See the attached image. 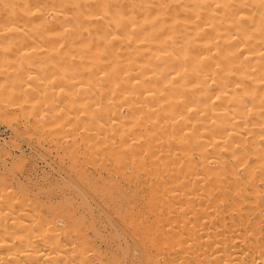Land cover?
<instances>
[{"label":"clouds","instance_id":"clouds-1","mask_svg":"<svg viewBox=\"0 0 264 264\" xmlns=\"http://www.w3.org/2000/svg\"><path fill=\"white\" fill-rule=\"evenodd\" d=\"M0 122L85 176H179L169 188L202 180L207 195L264 203V0H0ZM9 196L0 186V264L63 260L68 246Z\"/></svg>","mask_w":264,"mask_h":264},{"label":"bare ground","instance_id":"bare-ground-1","mask_svg":"<svg viewBox=\"0 0 264 264\" xmlns=\"http://www.w3.org/2000/svg\"><path fill=\"white\" fill-rule=\"evenodd\" d=\"M42 2L36 0V4ZM9 128L15 129L12 125ZM2 161L0 166L4 169L1 175L9 176L12 182L21 184L25 175H31L23 166L16 163L7 166ZM92 168L94 181L102 177L101 171L109 174L111 169ZM73 174L80 182L84 178L76 172ZM205 174L206 171L201 173ZM119 175L124 178L126 174ZM138 179L135 175L133 182L136 183ZM179 179L177 176L167 181L153 180L148 174L147 184L142 188L143 197L129 198L124 203H118L114 197L109 198L113 203H105L107 188L104 185L96 188L99 204L110 206L106 213L125 214L123 209L132 208L131 216L117 222L111 221L115 232L103 230L105 224L102 217L92 211L87 212L90 206L86 203H75L72 207L68 206L72 199L44 203L48 199L65 196L70 190L65 184L58 188L51 186L43 191L42 196L32 200L21 196L33 188L30 181L20 185L16 191L7 189L6 184L4 188L10 192L8 200L20 197L22 202H29L31 209L39 212L41 226L48 227L53 236L61 238L62 243L68 246L67 254H62L63 260L56 261V264H95L94 259L84 261L83 248H76L77 244L89 245L94 256L103 255L108 264H151L153 258L162 264H264V203L251 197L244 202L243 198L237 199L229 192L207 195L212 185L209 183L202 190V180H195V187L188 183L174 189L168 187ZM36 185L43 188L48 184L37 182ZM198 193L201 198L189 199ZM74 194L76 198L81 197L78 191H74ZM82 216L87 217L88 223L83 230H79ZM25 220L27 222V217ZM47 244L46 240L38 241L34 252L47 254L50 251ZM73 248L81 253V258L70 261L69 257L75 254L71 251ZM9 251L11 249H0V253ZM125 253L128 255L125 256ZM25 264L46 262L40 255L39 258L27 259Z\"/></svg>","mask_w":264,"mask_h":264},{"label":"rangeland","instance_id":"rangeland-1","mask_svg":"<svg viewBox=\"0 0 264 264\" xmlns=\"http://www.w3.org/2000/svg\"><path fill=\"white\" fill-rule=\"evenodd\" d=\"M10 124L0 122V162L3 159L7 166L16 163L23 166L25 170H29L31 175H25L21 180V184L10 181L9 176H2L3 167L0 166V186L4 187L6 184L7 189L18 190L19 186L31 182L33 188L21 196L32 200L35 197L42 196L43 191L48 190L51 186L58 188L60 185L65 184L70 188L65 196L48 199L44 203H60L65 202L67 199L75 200V203H86L90 206L87 212L92 211L95 215L101 216L105 224L103 230L114 231L111 221L117 222L123 217L131 216L128 214L119 213H106L105 210L110 209L108 204L100 205V199L97 196L95 189L101 185L107 188L105 192L106 202L113 203L109 198L114 197L118 203L127 202L129 198L141 199L143 197L142 188L147 184L146 176L148 174H141L137 172L132 175H125L123 178L120 173H125L122 170L111 168L108 174L102 172V177L98 181H94L93 168L90 167L87 176L74 170L68 162L59 154L58 150L49 145L47 147L40 144L37 140L33 139L30 134L26 133V129L21 125H12L15 129L9 128ZM78 173L84 178L81 182L74 176L73 173ZM139 177L136 183L133 182V177ZM113 176H118L119 179L115 182V187H109V182ZM175 178V177H173ZM37 182L48 184L43 188L37 187ZM74 191L81 194L80 198H76ZM185 203V202H181Z\"/></svg>","mask_w":264,"mask_h":264}]
</instances>
